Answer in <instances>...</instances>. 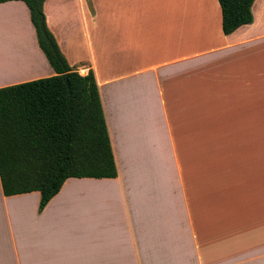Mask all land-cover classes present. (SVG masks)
Returning <instances> with one entry per match:
<instances>
[{
    "label": "crops",
    "instance_id": "1",
    "mask_svg": "<svg viewBox=\"0 0 264 264\" xmlns=\"http://www.w3.org/2000/svg\"><path fill=\"white\" fill-rule=\"evenodd\" d=\"M44 10L67 61L95 73L118 176L69 177L43 209L41 191L6 195L0 178V264H264V0L229 34L219 0ZM0 51V87L56 74L22 1L0 2ZM217 112L250 136L256 178L246 202L232 175L218 213L195 164Z\"/></svg>",
    "mask_w": 264,
    "mask_h": 264
},
{
    "label": "trees",
    "instance_id": "2",
    "mask_svg": "<svg viewBox=\"0 0 264 264\" xmlns=\"http://www.w3.org/2000/svg\"><path fill=\"white\" fill-rule=\"evenodd\" d=\"M17 1L28 6L56 74L0 87V178L6 195L41 191L43 209L67 178L117 177L118 167L93 69L81 74L67 61L47 24L45 0ZM219 2L226 34L253 21L255 0ZM217 130L224 141V129Z\"/></svg>",
    "mask_w": 264,
    "mask_h": 264
},
{
    "label": "rangeland",
    "instance_id": "3",
    "mask_svg": "<svg viewBox=\"0 0 264 264\" xmlns=\"http://www.w3.org/2000/svg\"><path fill=\"white\" fill-rule=\"evenodd\" d=\"M220 110H222V108ZM238 122V118L235 115L232 116L223 112H217L210 115V130L200 131L202 137L200 135L199 156L198 161L195 162L198 168L197 180L200 189V198L203 199V193L205 195L211 191L214 195L213 202L215 203V208L217 207L216 213H218L219 206H223L225 200L224 189H227V185L231 183V189L236 187L235 178L233 177L236 174H239L237 176H241L242 189L245 195L244 200L246 202L248 201L246 195L250 194L251 190H256V178L249 177L254 170V167L251 166V162H253L254 158L245 156L247 153H253V147L248 143L250 136L248 137V133H246L245 129H241ZM223 128L225 131L224 141L222 138L223 136H217L220 130L216 131V129ZM252 136L255 137V134ZM223 147L225 151L224 154L221 156L215 155V149L217 154H222ZM242 156L245 157L244 161H241ZM210 169H214L217 172L216 183L213 182ZM212 184H214V186ZM211 210L213 211L212 208Z\"/></svg>",
    "mask_w": 264,
    "mask_h": 264
},
{
    "label": "bare ground",
    "instance_id": "4",
    "mask_svg": "<svg viewBox=\"0 0 264 264\" xmlns=\"http://www.w3.org/2000/svg\"><path fill=\"white\" fill-rule=\"evenodd\" d=\"M16 30H18V29H16ZM13 32H14V35H16V34H15L16 31L14 30ZM16 33H17V32H16ZM10 34H11V33H10ZM17 34H19V33H17ZM12 35H13V33H12ZM16 36H18V35H16ZM13 37H14V36H13ZM20 38H21V37H20ZM18 39H19V38H18ZM21 39H23V38H21ZM7 40H8L7 43H10V41H11L12 45L16 46L17 48H21V49H23L22 53H24V55L26 56L27 51H26V49H25V46H24V47H19L20 45L17 46V43L14 44V42H12V41H13V38H12V40H11V38H7ZM16 40H17V37H16ZM22 41H23V40H22ZM16 42L19 43V41H16ZM22 43H23V42H22ZM22 43H21V44H22ZM24 43H25V41H24ZM15 49H16V48H15ZM0 52H1V51H0ZM3 52H4V51H2V53H3ZM2 53H1V54H2ZM27 54H28V53H27ZM0 56H3V55H0ZM27 58H28V55L26 56V60L28 61ZM28 62H29V61H28Z\"/></svg>",
    "mask_w": 264,
    "mask_h": 264
}]
</instances>
